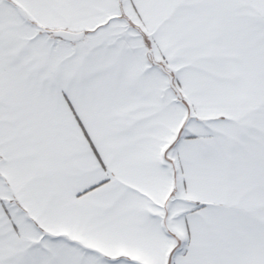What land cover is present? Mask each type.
Listing matches in <instances>:
<instances>
[{
	"label": "snow or ice",
	"instance_id": "1",
	"mask_svg": "<svg viewBox=\"0 0 264 264\" xmlns=\"http://www.w3.org/2000/svg\"><path fill=\"white\" fill-rule=\"evenodd\" d=\"M0 264H264V0H0Z\"/></svg>",
	"mask_w": 264,
	"mask_h": 264
}]
</instances>
